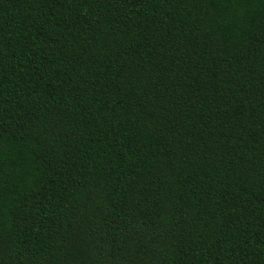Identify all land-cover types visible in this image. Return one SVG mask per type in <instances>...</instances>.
I'll use <instances>...</instances> for the list:
<instances>
[{"label": "trees", "instance_id": "1", "mask_svg": "<svg viewBox=\"0 0 264 264\" xmlns=\"http://www.w3.org/2000/svg\"><path fill=\"white\" fill-rule=\"evenodd\" d=\"M0 264H264V0H0Z\"/></svg>", "mask_w": 264, "mask_h": 264}]
</instances>
